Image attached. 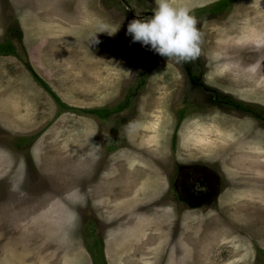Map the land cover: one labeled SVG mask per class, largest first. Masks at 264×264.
I'll use <instances>...</instances> for the list:
<instances>
[{"label": "rangeland", "instance_id": "obj_1", "mask_svg": "<svg viewBox=\"0 0 264 264\" xmlns=\"http://www.w3.org/2000/svg\"><path fill=\"white\" fill-rule=\"evenodd\" d=\"M217 1L171 0L202 33L176 63L126 34L155 0H0V264H92L97 239L107 264H264V124L214 101L264 113V0ZM179 166L215 203L175 205Z\"/></svg>", "mask_w": 264, "mask_h": 264}, {"label": "clouds", "instance_id": "obj_2", "mask_svg": "<svg viewBox=\"0 0 264 264\" xmlns=\"http://www.w3.org/2000/svg\"><path fill=\"white\" fill-rule=\"evenodd\" d=\"M155 9L151 15L131 20L127 25L126 34L132 42H139L169 60L176 63L189 62L200 55L202 33L198 30L197 20L186 5H174L171 0H155ZM114 30L102 26L93 34V43L98 44L97 33L113 35ZM79 191L74 190L66 195L72 200L79 197Z\"/></svg>", "mask_w": 264, "mask_h": 264}, {"label": "flooded vegetation", "instance_id": "obj_3", "mask_svg": "<svg viewBox=\"0 0 264 264\" xmlns=\"http://www.w3.org/2000/svg\"><path fill=\"white\" fill-rule=\"evenodd\" d=\"M189 73V71H188ZM193 73V72H192ZM193 76V75H192ZM204 88L203 86H201ZM205 89V88H204ZM206 91H210L205 89ZM212 93L216 95V92L214 90H211ZM124 97V96H123ZM224 100L220 99L218 96L214 97V101L218 103L219 105L223 106L222 108H229L231 111L238 112L239 109L236 108V105H233L229 99L228 96H224ZM234 103V102H233ZM227 108V109H228ZM248 108H251L248 106ZM256 111V110H255ZM258 112V111H257ZM239 113H244V111H241ZM260 118L250 115L252 118H254L255 121H260L264 124V113H257ZM25 141V140H24ZM17 148V147H16ZM20 149V148H17ZM186 166H179L178 170L180 172H177L176 176L174 177L173 181L169 180L168 182V188L173 193L174 199L176 201L175 205H185L186 207H198L201 205H208L210 203H215L217 200V194L219 193V185L220 183L212 182L209 177L204 176L203 182L200 183V185H196L195 183H192L191 185H188L190 180L196 179L195 175L191 176L193 179H190L191 177L186 173L183 174L182 170ZM191 167V166H188ZM193 170L195 168H192ZM191 169V170H192Z\"/></svg>", "mask_w": 264, "mask_h": 264}, {"label": "trees", "instance_id": "obj_4", "mask_svg": "<svg viewBox=\"0 0 264 264\" xmlns=\"http://www.w3.org/2000/svg\"><path fill=\"white\" fill-rule=\"evenodd\" d=\"M235 2V0H219L216 3H214L213 5H211L210 9H208V12L210 13H218L220 15H225V13L227 11H229L232 7V4ZM17 24V23H16ZM0 55H17L16 49H15V45L10 41H5V42H0ZM23 60H25V58L22 57ZM26 65H28V62H25ZM36 79L38 81H40V79H38L36 77ZM41 86L53 97V99L56 101V103H58L61 106H64L65 104H63L59 97L56 96L51 89L48 87V85H46L45 83H43L42 81H40ZM131 94L133 93H126L124 95V97H122L121 101L115 105L114 107L111 108H98V109H83V110H79L82 114L85 115H97V117L99 118H105L107 115L110 114H114V113H119L122 110H124L125 108H127L130 105V98H131ZM230 102L233 101L231 99V97H229ZM233 105H236V108L239 109L240 111H244V113L248 114V115H254L258 118H260L261 116H259L257 113H261L263 111H255V109L248 108L247 105L242 104V103H238V102H232ZM66 106V105H65ZM66 108H68L66 106ZM262 110V109H259ZM183 114L181 115L182 118ZM22 140H26V139H22ZM87 249L92 257V264H107L105 257H104V252H103V244L101 239H97L93 242L92 245H88Z\"/></svg>", "mask_w": 264, "mask_h": 264}, {"label": "bare ground", "instance_id": "obj_5", "mask_svg": "<svg viewBox=\"0 0 264 264\" xmlns=\"http://www.w3.org/2000/svg\"><path fill=\"white\" fill-rule=\"evenodd\" d=\"M233 44V43H232ZM240 44V43H239ZM209 140V139H208ZM261 161V160H260ZM142 236V235H141ZM144 239V238H143ZM240 259V258H239Z\"/></svg>", "mask_w": 264, "mask_h": 264}, {"label": "crops", "instance_id": "obj_6", "mask_svg": "<svg viewBox=\"0 0 264 264\" xmlns=\"http://www.w3.org/2000/svg\"><path fill=\"white\" fill-rule=\"evenodd\" d=\"M15 119V118H14Z\"/></svg>", "mask_w": 264, "mask_h": 264}]
</instances>
